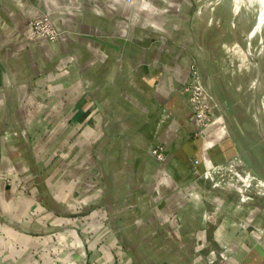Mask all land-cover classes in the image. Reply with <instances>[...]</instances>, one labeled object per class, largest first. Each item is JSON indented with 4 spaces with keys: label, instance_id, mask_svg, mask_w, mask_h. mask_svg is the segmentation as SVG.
Returning a JSON list of instances; mask_svg holds the SVG:
<instances>
[{
    "label": "crops",
    "instance_id": "obj_1",
    "mask_svg": "<svg viewBox=\"0 0 264 264\" xmlns=\"http://www.w3.org/2000/svg\"><path fill=\"white\" fill-rule=\"evenodd\" d=\"M42 12L53 39L32 36ZM184 12L0 0V264H264V197L207 171L239 157L264 179V122L216 82L197 129L182 87L210 53Z\"/></svg>",
    "mask_w": 264,
    "mask_h": 264
},
{
    "label": "rangeland",
    "instance_id": "obj_2",
    "mask_svg": "<svg viewBox=\"0 0 264 264\" xmlns=\"http://www.w3.org/2000/svg\"><path fill=\"white\" fill-rule=\"evenodd\" d=\"M166 2L184 5L186 12L183 16L185 19L183 27L191 25L194 30V25V32H200V40L195 44L197 47L195 53L199 57L204 56L205 52L210 53L208 55L210 59H205L204 56L207 73L210 75L209 80H205L198 60L194 58L192 65L196 70L197 82L204 90L201 99L203 104L208 106V112L206 111L208 121L221 116L219 103L209 89V86L214 87L218 82L224 85L232 101L243 110H248L247 113L255 120L264 122V0H166ZM171 13H176V18L180 14L176 11H167V14ZM39 16H45L51 22L45 12ZM39 16L30 19V26L31 21ZM51 25L53 26L52 22ZM32 36L38 35H34L32 31ZM232 159L237 169L244 168L245 163L242 159L239 157ZM255 176L264 181L263 178ZM221 187L236 191L230 185ZM247 190L254 195L251 187ZM257 197H264V192Z\"/></svg>",
    "mask_w": 264,
    "mask_h": 264
},
{
    "label": "built area",
    "instance_id": "obj_3",
    "mask_svg": "<svg viewBox=\"0 0 264 264\" xmlns=\"http://www.w3.org/2000/svg\"><path fill=\"white\" fill-rule=\"evenodd\" d=\"M32 31L34 35L41 36L47 39H53L57 36L56 29L51 25L49 19L45 16H39L31 21ZM196 70L191 66V73L188 81L182 87L183 94L188 98L193 110V120L198 130L206 129L209 125H212L214 120H209L206 117V111L208 106L202 102L203 88L198 84L196 76ZM208 112V111H207ZM150 153L155 156L158 161L164 160V148L163 146L155 145L150 149ZM233 159L229 160L226 165L216 164L210 170H207L209 174L212 173L213 169L219 167L218 170L213 171L211 180L220 177L217 185H230L237 191H245L249 187L254 190V195H263L264 192V181L259 179L245 168L237 169L236 164L232 162ZM206 171V172H207ZM253 194V193H252Z\"/></svg>",
    "mask_w": 264,
    "mask_h": 264
},
{
    "label": "bare ground",
    "instance_id": "obj_4",
    "mask_svg": "<svg viewBox=\"0 0 264 264\" xmlns=\"http://www.w3.org/2000/svg\"><path fill=\"white\" fill-rule=\"evenodd\" d=\"M217 122V119L215 120V122L212 125H209L206 129L210 128L211 126H213L215 123Z\"/></svg>",
    "mask_w": 264,
    "mask_h": 264
}]
</instances>
